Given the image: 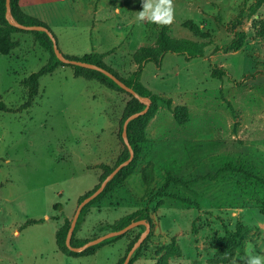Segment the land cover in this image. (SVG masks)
<instances>
[{"label": "rangeland", "instance_id": "rangeland-1", "mask_svg": "<svg viewBox=\"0 0 264 264\" xmlns=\"http://www.w3.org/2000/svg\"><path fill=\"white\" fill-rule=\"evenodd\" d=\"M35 1L26 11L49 26L65 55L107 52L105 63L124 77L137 69L131 54L156 36L158 23L138 19L144 0ZM172 6L174 35L198 43L203 55L168 53L160 66L147 62L140 77L171 97L172 108L187 107L190 120L181 125L165 104L156 107L135 172L88 208L75 238L102 236L144 208L147 169L156 178L152 187L169 174L182 180L171 192L192 204L176 198L157 210L149 204L152 236L133 264H156L173 238L182 252L167 264H224L211 260L227 231L238 227L248 230L245 252L226 264H247L249 253L264 254V0H172ZM239 33L244 43L232 49ZM15 38L19 47L0 53V98L18 108L27 97L23 79L51 53L31 33ZM214 70L222 74L213 78ZM129 98L61 65L40 78L31 107L0 111V264H117L128 253L131 236L66 255L56 232L73 219L79 198L102 182L95 166L116 163ZM30 219L40 222L25 225ZM133 229L135 235L146 226Z\"/></svg>", "mask_w": 264, "mask_h": 264}, {"label": "trees", "instance_id": "trees-1", "mask_svg": "<svg viewBox=\"0 0 264 264\" xmlns=\"http://www.w3.org/2000/svg\"><path fill=\"white\" fill-rule=\"evenodd\" d=\"M30 0H11V8L14 18L19 21L20 23L26 25H44L49 28V26L39 17L29 13L26 11L25 6L29 4ZM98 1V0H97ZM7 12V4L6 0H0V53L2 55H10L16 48L19 47L20 42L15 38V34L19 33H31L34 35L36 40L45 47L50 53L49 61L43 65L40 70L29 74L25 77L22 81V85L26 89L27 97L25 102L18 108L9 107L5 101L0 98V111H22L32 106L34 103L36 96L40 92V78L45 74L53 73L59 66L61 65H71L74 67V73L76 76L84 77L88 80H98L103 85L108 87L111 90L122 92L128 94L130 97L127 101L122 118L120 120V129H119V139L122 144L121 152L118 156V159L114 165H110L108 163H100L96 168L102 170V174L100 176V181H103L120 163L124 162L130 157V150L126 143L123 140L122 132H123V124L125 120L132 114L142 111L146 108V104L141 102L138 98H136L131 93L124 90L115 80L107 76L101 71L79 66L73 64H66L62 62L56 55L53 47V41L50 36L44 31H31V30H24L17 26L11 24V22L6 17ZM186 26V25H185ZM189 28L188 26H186ZM193 31L192 25L189 28ZM156 36L150 42H143L139 45L136 51L131 54L133 62L137 65V69L132 72L129 76L124 77L121 76L117 71L113 68L108 66L105 63V56L108 54L107 52L104 53H91L86 54L83 57L77 58L75 56L66 55L72 59H79L91 63H95L97 65L103 66L106 69L113 72L116 76H118L121 80H123L127 85L133 87L140 95L150 98L152 100V105L150 106L147 113L133 119L128 124V137L129 141L134 149L135 156L131 163L125 167H123L112 180H110L104 189V191L94 198L91 202H89L86 206L83 207L79 219L77 221L72 239L71 244L73 246H82L89 240H80L75 238V233L82 221L85 217L88 208L95 203L99 202L104 196L108 193L113 191L116 187L125 183V181L135 172L137 167V161L142 154L143 151V144L147 141L148 137V125L150 120L156 113V107L163 103L165 104L173 113L175 120L181 124L185 125L190 120V114L187 107H175L172 108L173 99L169 97L166 93H158L147 87L141 81V73L146 65L147 62L152 61L156 63L158 66L161 65L162 60L164 59L165 55L168 53H176V54H183L188 57V59L197 58L203 55V49L198 43H190L189 41L178 38L174 35L172 23L171 24H157L155 26ZM244 43V34L239 33L236 39L231 41L230 46L232 49H239ZM219 70H214L212 72L213 78H218L221 75ZM143 179L146 183V192L145 198L147 199V205L139 210L131 212L121 219H119L114 227L113 230H119L131 222L146 219L151 223L153 226L152 219L150 217V208L149 204H152V209L157 210L158 208L164 206L168 198H176L180 199L181 201L188 202L192 204L188 198H186L185 194L181 193V191L171 192V188L173 184H180L182 180L177 179L176 176L171 174L166 175L164 180L158 182L157 186L152 187L150 181H155L154 175H149L147 169L143 170ZM262 189L264 190V178L260 180ZM101 182L96 186L92 191H89L82 195L79 198V202H81L85 197L92 194L99 186ZM194 204V203H193ZM197 205V203H195ZM262 206L264 207V197L261 202ZM40 220L30 219L26 222L27 224H34L38 223ZM72 219L65 218L64 224L57 230L56 232V241L58 245V249L60 252L66 255H82L83 253H87L90 250H94L103 246L105 244L112 243L122 237L131 236L130 244L128 247V252L133 247L134 243L139 239L142 233H134V229L127 231L125 234L118 235L109 239L102 241L101 243L90 246L81 252H76L71 250L66 243L68 231L71 226ZM248 235L247 228L243 229L242 227L236 228L234 231L228 230L227 237L222 240L219 250L217 251V258L211 260L212 263H228L235 258L238 253L245 252V238ZM152 236L150 233L146 239L143 241L141 246L135 251L129 264H133L139 256L142 254V250L146 247L147 241ZM160 250H162L161 255L157 258L156 264H167L170 256H180L181 255V247L178 245L176 240L173 238L172 241L166 245H163ZM128 254V253H127ZM126 255L121 257L117 264H123L125 261Z\"/></svg>", "mask_w": 264, "mask_h": 264}, {"label": "water", "instance_id": "water-1", "mask_svg": "<svg viewBox=\"0 0 264 264\" xmlns=\"http://www.w3.org/2000/svg\"><path fill=\"white\" fill-rule=\"evenodd\" d=\"M6 4H7V12H6V17L8 18V20L11 22V24H13L14 26H17L21 29L24 30H31V31H44L46 32L50 38L53 41V47H54V51L57 55V57L64 63L66 64H73V65H79V66H83V67H87V68H91V69H95L98 71L103 72L104 74H106L107 76H109L110 78H112L113 80H115L124 90H126L127 92L131 93L132 95H134L136 98H138L141 102L146 104V108L143 109L140 112L134 113L132 115H130L124 122L123 124V132H122V136H123V140L126 143V145L128 146L129 150H130V157L125 160L124 162L120 163L117 167H115V169L101 182L100 186L89 196L85 197L78 205V208L76 210V213L72 219L71 222V226L70 229L68 231V235H67V239H66V243L67 246L73 250V251H77V252H81L83 250H85L86 248L90 247V246H94L97 245L99 243H101L102 241L109 239L111 237H115L118 235H122L125 234L127 231L141 225L144 224L146 226V229L142 232L141 236L139 237V239L134 243L133 247L130 249V251L128 252L125 261L123 262V264H129L131 257L133 256V254L135 253V251L141 246V244L143 243V241L146 239V237L148 236V234L151 231V223L149 221H147L146 219H140V220H136L131 222L129 225H127L126 227L119 229V230H112L102 236L96 237L94 239L89 240L88 242H86L85 244H83L82 246H73L71 244V239L77 224V221L79 219V216L81 214V211L83 209L84 206H86L89 202H91L94 198H96L98 195H100L104 189L106 188L108 182L110 180H112L114 178V176L125 166L129 165L131 163V161L133 160L134 156H135V152L134 149L129 141V137H128V124L130 121H132L133 119L147 113V111L150 108V105L152 103V100L150 98H147L145 96L140 95L133 87L127 85L123 80H121L118 76H116L113 72H111L110 70L106 69L103 66L97 65L95 63H91V62H87V61H83V60H79V59H72L67 57L59 48L58 43H57V39L54 35V33L51 31L50 28H48L47 26L44 25H26L23 23H20L19 21H17L12 13V8H11V0H6Z\"/></svg>", "mask_w": 264, "mask_h": 264}, {"label": "clouds", "instance_id": "clouds-1", "mask_svg": "<svg viewBox=\"0 0 264 264\" xmlns=\"http://www.w3.org/2000/svg\"><path fill=\"white\" fill-rule=\"evenodd\" d=\"M172 0H144L143 10L139 12L138 19L144 21L148 19L150 22L158 24H171L173 21ZM264 254L252 255L249 253L247 264H264ZM243 259V257H242Z\"/></svg>", "mask_w": 264, "mask_h": 264}, {"label": "crops", "instance_id": "crops-1", "mask_svg": "<svg viewBox=\"0 0 264 264\" xmlns=\"http://www.w3.org/2000/svg\"><path fill=\"white\" fill-rule=\"evenodd\" d=\"M38 2H40V1L30 0V1H29V4H27V6H25V9L28 8V7H30V6L35 5V4L38 3Z\"/></svg>", "mask_w": 264, "mask_h": 264}]
</instances>
